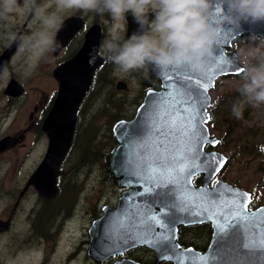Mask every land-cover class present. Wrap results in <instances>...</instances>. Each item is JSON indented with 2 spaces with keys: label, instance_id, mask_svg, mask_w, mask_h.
I'll list each match as a JSON object with an SVG mask.
<instances>
[{
  "label": "water",
  "instance_id": "95a60500",
  "mask_svg": "<svg viewBox=\"0 0 264 264\" xmlns=\"http://www.w3.org/2000/svg\"><path fill=\"white\" fill-rule=\"evenodd\" d=\"M195 1L202 7L203 18L193 43H173L165 54L141 55L149 89L135 116L113 125L118 144L106 158L107 174L125 190L117 208H104L103 216L89 229L94 241L90 253L98 261L120 253L122 261L115 264H142L125 255L147 246L158 256L153 264L163 260L174 264H264V205L249 210L252 193L225 180H218L210 189L226 159L206 150L208 144L219 142L208 126L211 91L219 78L246 70L231 48L232 41L242 33L264 37V0H220L214 7H204V0ZM129 22L128 34L140 36L146 29L130 17ZM81 26L82 21L75 29ZM66 32L63 27L59 37ZM93 33L91 30L88 36ZM98 44L89 37L74 59L55 71L61 87L45 123L49 146L27 183V188L33 185L42 197L51 199L58 193V177L73 143L79 106L106 60L98 56ZM8 57L4 54L3 60ZM155 79L161 81L160 90L152 88ZM121 87H125L123 82ZM197 173L205 174L201 193L192 181ZM218 188L223 190L222 198L215 194ZM208 203L212 212L207 215ZM206 219L214 225L208 249H181L179 225Z\"/></svg>",
  "mask_w": 264,
  "mask_h": 264
},
{
  "label": "flooded vegetation",
  "instance_id": "af4514ba",
  "mask_svg": "<svg viewBox=\"0 0 264 264\" xmlns=\"http://www.w3.org/2000/svg\"><path fill=\"white\" fill-rule=\"evenodd\" d=\"M216 1L220 2V0H204L203 6L214 7L215 4L218 5ZM175 2V0H0V125L2 126L4 120L8 118L10 119L9 126L16 123L20 117H23L20 114L23 107L30 104L31 110L25 118L30 120L31 126H35L37 132L32 151L36 150L37 146L41 147L45 143L43 159L49 146L45 123L56 104L61 87L60 80L55 76V71L74 59L89 37H91V41L99 43L98 56L103 60L106 59L98 67L94 74L92 87L79 106L75 136L61 165V174L57 182L59 190L55 197L50 199L40 196L33 185L27 188L30 177L42 161L31 173L22 190L18 188L17 178L11 188L6 191L7 199L0 207V255L11 253L13 241L17 243L25 241L27 236H21L20 233L12 231V227L19 213L24 212L23 207L26 197L32 194L38 196L37 200L40 203L36 216H38V220H45L47 225L53 219L52 215L56 214V209H54L56 203L53 205L51 203L57 201L61 195L64 198L62 201L65 202L62 209L88 217L91 216L90 225L103 216L104 208H117L118 200L117 202L102 203L95 212L84 205L82 211V204L78 201L82 188L79 190L76 186L69 187L65 184L63 189L61 176L66 173L72 179L73 175L75 178L83 173L89 175V172L84 171L83 168L76 170L73 166L68 167L66 172V161L70 162L69 158L73 159L71 157L74 150L73 146L81 129L79 123L81 110L86 103H98L97 98L90 100V95L96 93L99 97L108 93L109 95L117 93L122 97V95L132 93L135 97L133 104H131L134 106V112L119 117L116 121L132 119L149 89L146 85L148 73L141 60V55L145 52L161 55L165 54L168 47L173 43H193V37L203 18L202 7L195 0H191V4L194 6V12L191 13H194V18L193 29L188 37L174 39L171 42L166 41L164 44L167 49L162 51L155 50L154 45L147 42L155 30L159 27L168 28L175 21L173 17L168 18L169 15L177 12V5L176 8L171 7ZM244 2L246 3V1ZM244 2L243 4H245ZM116 16L122 19V29L120 28L117 36L114 37L111 30L114 28ZM129 17L133 21H139L146 28L140 36L136 33L128 34ZM187 17L189 26L192 19L189 16ZM68 21H71V23L66 26ZM81 21L82 26L77 28L78 30L75 29V24H79ZM63 27L67 32L60 38L59 32ZM91 30L94 32L93 36H88ZM259 43L264 44V37L256 38L251 33H242L232 41L231 48L236 52L239 63L246 67V70L238 75H227L219 78L216 88L211 91L213 102L209 107L210 121L208 126L212 136L217 137L219 142L215 146L211 144L206 146L207 151L218 152L226 159L223 167L210 182V189H214L218 180H225L232 184L225 175V172L231 166L244 161L253 162L258 159L255 164V185L252 188L240 185V176L245 175V172L240 170L239 176L236 179L233 178L236 184H232L252 193L248 204L249 210L252 211L264 205V184H262L264 175V51L255 52L254 50ZM243 45L248 47L246 51L250 53L252 60L243 55ZM133 50L135 55L131 56L130 52ZM4 54H9V57L3 60ZM112 69H115L118 73L122 72V80H117L114 90L113 85L109 82L114 80L110 73ZM259 72L262 73V78L260 84L255 85V76ZM244 76L249 78L247 86L239 90L228 88L218 95L215 93L217 89H221L218 86L221 84V80L243 78ZM122 82L125 87L120 88ZM152 88L160 90L161 81L155 79ZM240 93L243 94L242 97H239ZM125 100L122 97V105H124ZM247 122H253L252 127L245 126ZM113 125L114 123L111 125V130L114 136ZM222 128L234 129L230 135L223 136L222 131L224 129ZM28 130L29 128H24L21 134L17 133V129L12 134L9 132L0 133V159L3 154L11 151L8 149L12 148L17 141L25 139ZM32 132L34 133L35 130H32ZM26 145L24 141L20 146L25 147ZM90 152H92V155H97L96 151L92 150ZM204 178V173H197L192 180L193 185L199 188L200 193ZM3 184L4 181L0 177L1 193L4 190ZM115 187L120 197L125 188L116 185ZM260 188L263 189V194ZM215 194L220 198L224 195L223 190L219 188ZM205 210L207 215L212 212L211 203L206 205ZM200 216L206 218L203 213ZM43 223L44 221H41V225ZM34 226L35 224L33 228ZM90 227H88V233L83 235L82 240L76 246L75 254L67 258L66 264H115L122 261V254L120 253L105 256L100 261L91 255L93 238L89 232ZM37 230L40 233L42 227L37 225ZM64 234H67V236ZM213 235L214 225L206 219L205 222L201 223L179 225L177 241L181 249L193 247L198 251L205 252L212 242ZM74 237L75 231L66 230L62 231L55 241H50V245L55 250L54 254L57 252L60 239H73ZM37 242H40L41 245L43 241L38 240ZM61 246L64 248L65 244ZM137 249L152 252L153 258L147 260L141 255H134V258L128 255V253L130 254ZM128 253L125 256L142 264H153L158 257L156 252L147 246L132 249ZM39 254V249L34 247L30 253H24L21 257H35L37 259L35 264H52L53 258L47 261L39 257ZM82 255L84 260H77V257ZM135 256L139 258L136 259ZM63 259H65V256H63ZM63 259H60L62 264ZM0 264L20 263L14 262L13 258H10L6 263L0 261ZM160 264L174 263L163 260Z\"/></svg>",
  "mask_w": 264,
  "mask_h": 264
},
{
  "label": "rangeland",
  "instance_id": "374dc122",
  "mask_svg": "<svg viewBox=\"0 0 264 264\" xmlns=\"http://www.w3.org/2000/svg\"><path fill=\"white\" fill-rule=\"evenodd\" d=\"M175 1V4L171 7L176 8L177 5V12L168 16V18L173 17L175 21H173L168 28L159 27L148 38L147 42L153 44L155 50L162 51L167 49V46L164 44L166 41L169 40V42H171L174 39L188 37L193 29L194 13L191 12H194V6L191 4V0ZM187 16L192 19V21L189 22V26ZM120 28L122 29V19L119 16H116L114 28L111 30L112 36L116 37ZM247 48V46L243 45V55L249 60H252L250 53H247L246 51ZM254 50L255 52L264 51V44H257ZM130 54L131 56H134L135 51H131ZM110 73L114 77V80H110L109 82L113 85L114 90L117 80H122V72L118 73L115 69H112L110 70ZM261 78L262 73L259 72L255 76L254 84L259 85ZM248 80L249 78L246 76L237 79H223L221 80V84L218 85L221 89H217L215 93L218 95L219 93L226 91L228 88L239 90L248 85ZM122 97L126 99L124 105H122ZM122 97L117 93H114L113 95H109L108 93L105 96L97 97L95 93L94 95H90V100L97 98L98 103H86L85 107L81 110L79 122L81 124V129L73 146L74 150L71 154L73 159L69 158L70 162L66 161V172L68 167L73 166L76 170L83 168L84 171L89 172V175H84L83 173L80 174L78 178H75L73 175L72 179H70L66 173H63L61 180L63 189L65 188V184L69 187L76 186L79 190L82 188L78 200L82 204V211L84 205L95 212L98 206L102 203H110L112 201L117 202L118 200V191L112 178L107 174L106 158L113 152L112 150L116 148L115 146H117V140L112 135L111 125L115 123V119L130 115L134 112V106L131 105L135 99L133 94L122 95ZM111 103H113V105H111ZM122 106H124V108H122ZM30 110L31 105L26 104L20 112L23 117H20L16 123L9 126L10 119L8 118L4 120L2 126L0 125V133L3 134L7 132L12 134L16 129L17 133L21 134L23 133L24 128H29L25 134V139L17 141L12 148L8 149L11 151L3 154L0 159V177H2L4 181V184L2 185L4 190L2 193L0 192V207L7 199L6 191L11 188L17 178L18 188L22 190L31 173L37 168L43 159L45 143L41 147L37 146V149L32 151L37 132L35 126H31L30 120L25 118ZM252 125L253 122H247L245 124V126L249 127H252ZM32 130H35V132L33 133ZM24 141L27 145L25 147L20 146ZM13 148L15 149L13 150ZM92 150L96 151L97 155H92V152H90ZM257 161L258 159L253 162L244 161L243 163H237L236 165L231 166L225 172L226 178L229 179L228 181L232 184H236L233 178L236 179L239 176L240 170L241 172H245L244 176H240V185L246 188H252L255 185V164ZM11 181L13 182L9 183ZM260 191L263 194L262 188H260ZM37 197L36 194L26 197L23 207L24 212L19 213L17 216L12 231H16L20 233L21 236L25 235L27 237L23 242L17 243L13 241L11 253L0 255V261L3 263H6L10 258H13L14 262H19L20 264H35L37 261L35 257L32 258L26 256L22 258L21 256L24 253H30L32 249L36 247L40 252L39 257L44 258L47 261L50 258H53L54 260L52 261V264H62L60 259H63V256H65L63 264H66L67 258L75 254L76 246L82 240L83 235L88 233V227L91 226V216L88 217L73 213L70 210H63L62 207H64L65 202L62 201L64 200L62 195L58 197L57 201L51 203V205L56 203L54 206L56 214L52 215L53 219L49 224L47 225L43 219L38 220L36 212L39 210L40 203L38 202ZM41 221H44L43 225H41ZM34 224L35 226L33 228ZM37 225L42 227L40 233H38ZM54 227L55 229H53ZM66 230L75 231V237L73 239H60L57 252L54 254L55 250L49 242L55 241L60 233ZM64 235L67 236V234ZM38 240L43 241L41 245L40 242H37ZM71 241H73V243H71ZM62 244H65L64 248H62ZM128 255L133 258L134 255H141L147 260L153 258L152 252L143 251L142 249H137L130 254L128 253ZM77 260H84V256H78Z\"/></svg>",
  "mask_w": 264,
  "mask_h": 264
},
{
  "label": "trees",
  "instance_id": "16d2710c",
  "mask_svg": "<svg viewBox=\"0 0 264 264\" xmlns=\"http://www.w3.org/2000/svg\"><path fill=\"white\" fill-rule=\"evenodd\" d=\"M263 81H264V79H263ZM247 86V85H246ZM245 87V86H244ZM243 96V94H239V97H242ZM118 119V118H117ZM117 119H115V120H117ZM221 126H223V125H221ZM211 128H212V126H211ZM222 129H224V128H222ZM234 129V128H233ZM233 129H230V128H227V129H224L223 131H222V135L223 136H225V135H230V133L233 131ZM112 131V130H111ZM114 138H115V136H113ZM116 141V140H115ZM135 258L137 259V258H139L138 256H135Z\"/></svg>",
  "mask_w": 264,
  "mask_h": 264
}]
</instances>
